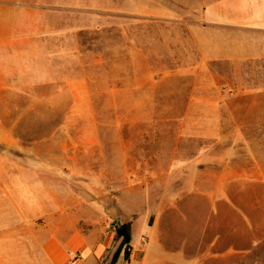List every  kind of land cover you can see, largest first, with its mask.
<instances>
[{
    "label": "crops",
    "instance_id": "obj_1",
    "mask_svg": "<svg viewBox=\"0 0 264 264\" xmlns=\"http://www.w3.org/2000/svg\"><path fill=\"white\" fill-rule=\"evenodd\" d=\"M39 90L73 108L103 99L109 115L66 117L85 126L65 148L27 150L41 207L0 208V264H237L257 250L211 219L229 173L264 179V0H0V92ZM115 221L130 241L112 261Z\"/></svg>",
    "mask_w": 264,
    "mask_h": 264
},
{
    "label": "rangeland",
    "instance_id": "obj_2",
    "mask_svg": "<svg viewBox=\"0 0 264 264\" xmlns=\"http://www.w3.org/2000/svg\"><path fill=\"white\" fill-rule=\"evenodd\" d=\"M83 35L87 36L88 33ZM37 87L41 89L44 86ZM97 103L100 105L93 109L73 108L70 106L71 102L67 93L42 90L0 92V208L4 213L40 209L41 205L35 203L32 195L41 196L43 194V188L36 178L42 173L38 172L40 176H37L38 173L35 174L34 182L31 176L22 172L24 171L22 165L28 164L33 168L41 169L42 164L36 156L27 155V150H30L31 154L34 150L43 154L44 149H53L58 152L59 149L65 148L68 139L75 137L80 132V128L85 126L74 120H67L66 117L95 114L100 117V120H104L109 115V109L102 106L106 103L105 100L100 99ZM106 131V124L101 125L100 132L104 134V143ZM166 158L170 157L165 156ZM16 164L18 167L15 166ZM230 167L237 170L249 168L244 163L232 164ZM52 174L62 175V172L55 171ZM229 174L230 182L228 183L235 186L220 189L226 201L216 204V210L212 209L211 228H219L223 231L234 228L242 229L241 243L244 248L248 247L252 239L257 238L259 242L255 247L257 250L244 251L241 255H237L236 261L237 264L239 261L241 264H264V179L253 178L251 172H247V175L241 179L235 176V172ZM101 175L105 179V173ZM171 175L170 171L165 172L164 179L167 180ZM170 182L168 181L169 185ZM26 183L27 185L31 183V187H28ZM171 188L162 190L166 195L177 192L176 189ZM143 189L144 193L141 195L144 203L141 204V209L153 208L147 200L156 195V190L150 186ZM183 190L184 195L187 192L191 194L190 189L189 191L187 188ZM84 192L106 196L108 190L106 187H99L98 191L94 187L87 186ZM195 206L198 209L202 205L196 204ZM195 223L197 225V220ZM182 224L181 219L175 218V227L182 226ZM256 234H258L257 237H255ZM227 260L229 264H234V260Z\"/></svg>",
    "mask_w": 264,
    "mask_h": 264
},
{
    "label": "trees",
    "instance_id": "obj_3",
    "mask_svg": "<svg viewBox=\"0 0 264 264\" xmlns=\"http://www.w3.org/2000/svg\"><path fill=\"white\" fill-rule=\"evenodd\" d=\"M115 237L118 238L119 244L112 255V261H114L120 252H123L125 257L128 256V246L130 241V223L121 222L115 226Z\"/></svg>",
    "mask_w": 264,
    "mask_h": 264
}]
</instances>
